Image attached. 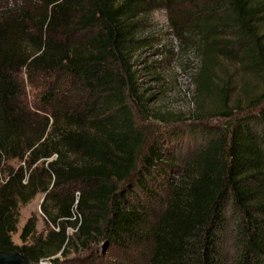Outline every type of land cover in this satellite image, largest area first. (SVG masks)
I'll list each match as a JSON object with an SVG mask.
<instances>
[{
  "label": "trees",
  "instance_id": "16d2710c",
  "mask_svg": "<svg viewBox=\"0 0 264 264\" xmlns=\"http://www.w3.org/2000/svg\"><path fill=\"white\" fill-rule=\"evenodd\" d=\"M11 1L0 0V250L58 264L73 239L85 245L100 236L120 248L150 241L148 264H264V89L249 90L248 107L224 126L202 128L181 161L156 143L141 157L129 55L140 47L135 21L150 2ZM188 1L201 2L194 27L209 36L200 101L224 108L217 54L264 81V0ZM227 33L235 52L221 40ZM40 75L48 80L31 105L24 77L35 85ZM57 75L70 94H58ZM39 194L54 228L38 238L30 218L17 244L20 208Z\"/></svg>",
  "mask_w": 264,
  "mask_h": 264
},
{
  "label": "rangeland",
  "instance_id": "374dc122",
  "mask_svg": "<svg viewBox=\"0 0 264 264\" xmlns=\"http://www.w3.org/2000/svg\"><path fill=\"white\" fill-rule=\"evenodd\" d=\"M148 2L150 3L145 8V14L135 21L139 30L137 37L141 40L140 47L129 55V65L141 96V105H137L134 111L139 125L135 130L142 137L139 155L142 157L147 154L149 146L156 143L164 147L165 153H175L174 156H178L181 161L179 155L188 142L201 143L202 128L224 126L237 112L241 113L248 107L249 90H263L264 81L252 77L246 67L217 54L213 71L214 81L218 83L219 88L224 83L228 87L226 104L224 108L217 109L215 101L211 98L202 104L196 78L202 67V50L205 45L209 46V36L206 35L208 37L205 39V32L199 27H194L198 12L203 7L201 2ZM261 29L264 33V25ZM227 35L221 40L229 41L231 50L235 52L234 40L230 33ZM51 79L56 81L58 94L72 92L67 91L69 84L65 82V76L57 75ZM24 80L27 102L31 105L37 104L40 88L43 87L41 81L48 80V77H35V85H31L26 77ZM59 85L65 86L60 89ZM87 131L100 135L95 132L91 121H87ZM174 164L178 165L176 162ZM169 173V178H177L171 171ZM138 177L130 179L129 184L134 186L138 183ZM44 198V194H39L28 204L21 206L19 232L13 235L15 243L22 244L19 233L30 218L36 220L38 238L45 239L48 230L54 228L46 222L42 212ZM155 206V212H158L162 203L157 202ZM74 232L71 227L66 230L69 236ZM73 243L71 248H66L67 257L56 256L60 257L58 264H148V240L126 248L110 246L100 236H92L85 245L77 239H73Z\"/></svg>",
  "mask_w": 264,
  "mask_h": 264
},
{
  "label": "water",
  "instance_id": "95a60500",
  "mask_svg": "<svg viewBox=\"0 0 264 264\" xmlns=\"http://www.w3.org/2000/svg\"><path fill=\"white\" fill-rule=\"evenodd\" d=\"M0 264H32L31 261L20 252H7L0 250Z\"/></svg>",
  "mask_w": 264,
  "mask_h": 264
}]
</instances>
